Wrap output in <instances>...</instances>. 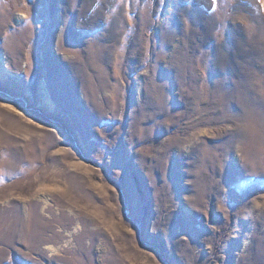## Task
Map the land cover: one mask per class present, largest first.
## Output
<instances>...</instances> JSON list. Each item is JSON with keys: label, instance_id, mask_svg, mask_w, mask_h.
Returning a JSON list of instances; mask_svg holds the SVG:
<instances>
[{"label": "rangeland", "instance_id": "obj_1", "mask_svg": "<svg viewBox=\"0 0 264 264\" xmlns=\"http://www.w3.org/2000/svg\"><path fill=\"white\" fill-rule=\"evenodd\" d=\"M0 264H264V0H0Z\"/></svg>", "mask_w": 264, "mask_h": 264}]
</instances>
